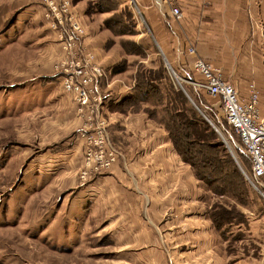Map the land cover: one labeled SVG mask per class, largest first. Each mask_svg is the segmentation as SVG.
<instances>
[{"label": "rangeland", "instance_id": "1", "mask_svg": "<svg viewBox=\"0 0 264 264\" xmlns=\"http://www.w3.org/2000/svg\"><path fill=\"white\" fill-rule=\"evenodd\" d=\"M71 2L85 23L83 43L103 67L96 83L98 108L91 101L92 108L79 109L60 84L59 31L48 24L42 6L35 0H0V264H128L133 252L141 251L122 247L125 234L114 240L103 233L109 227L103 228L107 219L100 203L78 217L82 187L121 171L128 135L144 141L143 150L168 142L173 157L203 188L197 203L213 229V248L187 264H264V197L248 180L249 158L218 100L191 85L198 75L189 64L181 68L168 61L131 0ZM243 72L236 74L240 78ZM240 79L233 84L243 94L255 83L259 99L263 96L264 83ZM101 121L118 156L108 169L93 173L84 149L99 144L82 133ZM155 129L160 135L151 138ZM97 186L104 194L105 186ZM127 215L123 206L122 222ZM63 236L76 237L64 243ZM162 251L152 249L146 264H161Z\"/></svg>", "mask_w": 264, "mask_h": 264}, {"label": "crops", "instance_id": "2", "mask_svg": "<svg viewBox=\"0 0 264 264\" xmlns=\"http://www.w3.org/2000/svg\"><path fill=\"white\" fill-rule=\"evenodd\" d=\"M131 2L150 26L160 51L174 66L182 68L189 64L192 68V62L199 58L220 68L231 83L238 84L240 78L244 82L264 83V0ZM173 3L181 9L180 18L171 15ZM190 46L194 54L188 52ZM242 69L244 72L239 78L236 72ZM260 109L264 112V94L260 97ZM158 130L152 131L150 137L159 136ZM136 137L128 135L127 141L124 140L123 149L128 158L120 161V172L113 169V174L98 177L91 185L82 187L84 206L78 217L88 215L87 210L95 211L93 206L100 203L104 207L103 219H107L103 228L109 227L103 233H110L114 240L119 234H125L122 247L135 252L141 250L133 252L128 264H146L152 249L160 248L165 249L159 258L166 255L161 264H187L198 252L213 248L210 244L213 229L205 207L197 203L203 200V188L197 185L191 170L173 157L168 142L162 143V149L161 144L152 142L143 150L146 143L133 140ZM157 152L161 155L154 161ZM142 173L145 178H140ZM96 184L105 186L104 194ZM121 189L131 190L132 195L121 197ZM114 197L119 198V205ZM123 206L128 213L125 222L121 221ZM74 208L75 205L70 212ZM74 237L66 241L63 236V241L72 243ZM180 247L185 248L180 250Z\"/></svg>", "mask_w": 264, "mask_h": 264}, {"label": "built area", "instance_id": "3", "mask_svg": "<svg viewBox=\"0 0 264 264\" xmlns=\"http://www.w3.org/2000/svg\"><path fill=\"white\" fill-rule=\"evenodd\" d=\"M35 2L42 6L43 16L48 24L59 31L58 39L61 41L64 58L60 65L56 66L55 73L60 79V84L73 94L79 109L92 108L91 101L97 107L99 102H95L98 99L96 83L104 75V71L96 60L95 52L86 48L83 43V37L87 33L84 20L73 7L71 0ZM171 15L175 18L182 16L180 7L174 3L171 5ZM188 52L194 54V48L190 46ZM192 68L198 79H191V85L200 88L220 103L227 123L237 133L241 148L249 158L251 175L248 180L259 195L264 197V116L259 112V88L255 83H249L243 94L236 85L223 77L220 68L199 58L192 62ZM174 76L178 78L176 73ZM96 111L98 112L97 109ZM104 124L105 122L101 121L96 128L82 133L83 137L96 138L94 143L99 144L84 149L85 160L92 165L93 173L108 169L118 156L107 139ZM98 155L103 157L96 160ZM261 256L264 260V251Z\"/></svg>", "mask_w": 264, "mask_h": 264}]
</instances>
